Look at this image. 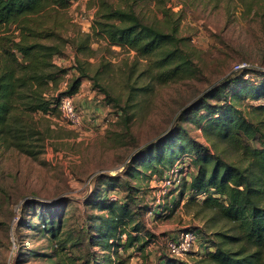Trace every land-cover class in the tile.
I'll list each match as a JSON object with an SVG mask.
<instances>
[{"label":"trees","instance_id":"16d2710c","mask_svg":"<svg viewBox=\"0 0 264 264\" xmlns=\"http://www.w3.org/2000/svg\"><path fill=\"white\" fill-rule=\"evenodd\" d=\"M69 5L70 0H0V141L30 157H36L42 148L34 115L58 112L59 95H73L83 78L92 79L77 56L93 52L89 46L92 36L109 47L152 58L148 70L160 84L193 79L200 72L189 39L179 34L181 17L172 15L177 12L164 8L167 24H146L133 10L99 0L91 32L77 31L64 38L61 31L70 26ZM67 45L75 49L73 74L61 89L69 68L61 67L54 58L63 55ZM254 71L255 79L233 71L227 74L205 95L186 104L180 117L198 126L212 144L215 140L228 143L244 157L243 163L226 158L215 145L211 150L181 125L143 147L132 157L122 180L107 176L85 198V206L97 212L89 216L84 229L87 264H126L128 257L142 254L158 241L146 226L154 208L141 202L139 181L142 177L161 181L173 167L177 171L168 193L175 195L171 205L184 200V206H199L215 222L230 226L217 231L215 238L198 230V239L204 240V234L207 241L194 253L198 262L264 264V70ZM242 100L249 103L240 105ZM121 114L103 115L102 121L118 119ZM129 120L125 116L124 124ZM44 223L41 228L62 253L73 241L72 235L61 232L58 218H44ZM169 239L163 250L158 248L162 255L157 263L190 264L167 251Z\"/></svg>","mask_w":264,"mask_h":264},{"label":"rangeland","instance_id":"374dc122","mask_svg":"<svg viewBox=\"0 0 264 264\" xmlns=\"http://www.w3.org/2000/svg\"><path fill=\"white\" fill-rule=\"evenodd\" d=\"M98 1L73 0L67 9L70 26L61 31L62 37H72L77 31L90 33L89 23L94 19ZM104 1L133 10L146 24H165L164 8L177 12L172 15L181 17L179 34L189 39L200 72L193 79L160 84L148 70L152 58L134 50L109 47L92 36L89 46L93 52H76L92 79H82L73 94L74 102L83 111L82 101L90 95L89 100L101 108L104 116L111 118L116 111L122 114L106 123L101 115L99 124L91 128L88 126L94 112H83L90 130L80 134L60 117L58 110L49 115L36 113L42 135V148L36 157L0 141V264H70L72 260L87 264L84 229L89 216L97 212L85 206V198L105 183L107 176L122 180L125 168L138 151L179 125L211 150L215 145L226 158L243 163L244 157L228 143L215 140L212 144L198 126L183 122L180 117L186 104L218 85L232 73L235 63L247 61L253 69L264 70V0ZM63 48V55L55 56L54 61L69 68L64 78L67 80L73 74L75 49L70 45ZM253 69L249 79L257 75ZM245 103L249 102L242 100L240 105ZM125 116L130 117L127 125ZM139 182L141 202L154 208L147 216L146 226L158 241L142 254L128 257L126 264H158L162 255L158 248L163 250L164 241L183 228L195 229L197 233L203 229L214 237L217 231L230 227L224 221L215 222L216 218L199 206H184V200L171 205L175 197L168 195L172 185L162 195V182L146 177ZM47 217L58 218L61 232L70 233L75 241L69 242L62 253L41 228ZM201 236L204 240H199L200 249L207 243L206 236ZM92 249L100 252L96 246ZM182 258L190 264L195 260V264H204L198 262L194 252Z\"/></svg>","mask_w":264,"mask_h":264},{"label":"built area","instance_id":"2783aa9c","mask_svg":"<svg viewBox=\"0 0 264 264\" xmlns=\"http://www.w3.org/2000/svg\"><path fill=\"white\" fill-rule=\"evenodd\" d=\"M73 3V0H70V4ZM89 23V27H90ZM56 63V62H55ZM253 69V65L247 61H240L233 65L232 71L236 73H243L245 78H248L249 71ZM67 75V74H66ZM67 80H63L61 82L62 86H66ZM57 106L58 111L60 113V117L73 129L77 130L80 134L85 133L90 130L88 127H94L96 124L90 120V124L88 127L85 124L83 111L77 107L74 102L73 95L63 94L59 95L57 98ZM109 118L105 119V122H108ZM87 123V122H86ZM177 171V167H173L166 175L163 180L160 182L163 184L164 188L159 190L160 194H165L168 186L172 181V177L174 173ZM160 185V186H161ZM157 199H159V195H157ZM151 213V211H149ZM200 241L198 239V234L194 229L191 228H183L178 231L172 239L167 240L166 247L167 251L176 257H183L190 252L197 253L201 251L198 245Z\"/></svg>","mask_w":264,"mask_h":264},{"label":"crops","instance_id":"0c3cea01","mask_svg":"<svg viewBox=\"0 0 264 264\" xmlns=\"http://www.w3.org/2000/svg\"><path fill=\"white\" fill-rule=\"evenodd\" d=\"M91 98V96L90 95H88L86 98H85V100L84 101H82V109H83V112H84V114L86 113H92V112H94L93 114H92V119L91 120H93V121H98V120H100V118H101V115H103V112H102V110H101V108L99 107V106H96V105H94L93 103H91L92 101H90L89 99ZM84 104V105H83ZM86 107V108H85ZM92 111V112H91ZM153 185V184H152ZM154 186V185H153ZM151 218V217H150Z\"/></svg>","mask_w":264,"mask_h":264}]
</instances>
